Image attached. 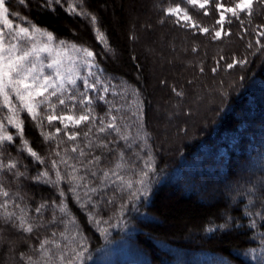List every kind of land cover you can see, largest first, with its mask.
<instances>
[{
    "label": "trees",
    "instance_id": "1",
    "mask_svg": "<svg viewBox=\"0 0 264 264\" xmlns=\"http://www.w3.org/2000/svg\"><path fill=\"white\" fill-rule=\"evenodd\" d=\"M70 2L75 0L49 8L46 0L25 5L6 0L10 14L18 13L57 40L94 51L99 74L111 87L108 93L88 92L95 119L79 126L65 129L59 119L51 124L43 119L41 129L21 112L24 139L43 164L21 151L17 130L3 121L14 139L0 148V160L18 161V170L25 173L18 179L3 173L4 186L10 194L18 192L16 201L27 206L29 219L44 226L27 234L0 219V264H23L21 253L34 255L32 249L53 231L67 258L72 248H86L83 264H264V4L254 0L251 17L224 13L218 24L223 9L216 5L233 7L237 0H209L203 9L186 0H84L85 10L97 17L105 34L106 51L89 20L66 10ZM177 6L190 19L167 14ZM10 19L21 23L17 16ZM82 110L77 100L71 112L57 104L55 115L78 116ZM44 111L42 107L38 119ZM5 114L7 109L0 119ZM112 116L128 134L131 148L111 130L98 131L100 118L107 123ZM73 132L77 138L69 140ZM90 141L92 146L86 147ZM101 142L108 149L98 147ZM73 146H78L75 153ZM79 149L101 157L94 168L97 176L84 168L77 173L87 176L90 187L100 186V169L114 166L120 151L131 165L121 172L133 182L131 190L109 181L102 191L89 194L95 207L88 209L99 225L88 221L64 182L59 187L76 224L61 223L59 190L35 179L45 170L54 179L51 161L68 157L75 164L81 159ZM82 159L86 164L91 156ZM59 169L62 174L71 171L62 164ZM141 171L148 172L143 194L135 183ZM133 190L136 196L130 195ZM77 191L87 199L83 187ZM41 203L48 207L38 216L35 209ZM61 232L70 239L62 240Z\"/></svg>",
    "mask_w": 264,
    "mask_h": 264
},
{
    "label": "snow or ice",
    "instance_id": "2",
    "mask_svg": "<svg viewBox=\"0 0 264 264\" xmlns=\"http://www.w3.org/2000/svg\"><path fill=\"white\" fill-rule=\"evenodd\" d=\"M28 0H19L20 5H25ZM187 4L199 5L201 9L205 8L209 0H186ZM255 2L264 4V0H255ZM60 4L63 7L62 0H46V6L51 8L53 4ZM254 0H237L233 7H224L222 4H217V10L223 9L220 14V19L217 23H221L224 19V13H231L232 16L239 18V13H246L251 17L253 12ZM84 0H75V3L70 2L67 7V11L71 15H80L89 20V23L93 26L97 40L105 45V50H110L107 45V40L103 31L98 27V20L95 15L88 13L84 8ZM181 9L177 7H169L167 14L176 15ZM208 13L205 12V15ZM10 15L17 16L21 20V23L14 24L10 19ZM185 18L188 17L187 12L184 13ZM203 32H207L208 29H202ZM216 36H220V32H216ZM259 43V41H257ZM229 68L233 67L232 64L228 65ZM96 69V71H93ZM83 70V72H82ZM102 69L96 63V53L90 48L83 45H77L75 43L69 44L64 40H57L54 34L46 29L38 27L31 21H26L23 16H19L18 13H11L9 6H6V0H0V112L7 109V114L3 115L0 119V148H3L5 142L12 143L13 135L9 134L4 120L8 125H11L17 130V134L22 141L21 151H26L36 161L43 164L44 159L38 155L36 151L29 146V142L24 139L23 119H21V112H27L28 116L33 121L37 122V127H43V119H47L51 124L54 120L59 119L67 129L70 125L79 126L81 123L88 122L90 119L94 120L95 117L91 116L93 109L91 107L93 100L88 95V92L108 93L111 87V82L102 80L100 72ZM86 73V74H84ZM82 82V83H78ZM81 87L83 90L81 91ZM113 94H116L113 92ZM138 95V94H137ZM180 95V93H177ZM55 98V101L54 99ZM100 100H104V96L97 97ZM83 107L81 113L76 116L74 114H63V112L57 116L55 110L57 104L64 105L65 108L72 109L76 107V101ZM66 101H72L69 106ZM44 108V114L42 119H38L41 116L40 109ZM111 111V108L109 109ZM119 111V109H117ZM133 115H136L133 112ZM117 117L112 116L111 119L105 123L104 118H100V127L98 131L104 133L106 130H111L120 139L126 142L128 148L132 147V143H129V136L126 132H122L120 126L116 123ZM60 128L56 129V132H60ZM91 132V128H89ZM41 135L45 136V139H50L51 135L41 131ZM77 133L68 134L69 140H75ZM88 136V133H85ZM91 141L86 147H91ZM98 147L108 149V144L101 142ZM72 152L78 151V146H73ZM56 155L59 157L60 153ZM86 155L91 156V159L87 160L85 164L84 158ZM79 157L75 164H69L68 157H61L59 162L57 160L51 161V169L54 170L55 178L50 176L48 170L39 172L35 179L38 182L50 184L56 187L62 199L58 204V211L65 219H61V223L76 224V219L71 209L66 203V194L59 186L62 182L70 185L69 191L73 194V198L80 207L87 212L88 221L99 225L100 221L95 218L93 213L89 211L88 205L95 207V204L91 200L89 194H96L98 191H102V186L109 181L112 184L125 185L128 189H132L133 182L126 181L121 172L126 167L131 165L125 159L124 151L118 153L114 166L107 169H100L102 175L99 177L100 186L90 187L87 182L86 175H78L81 168L86 169L91 176H97V172L94 168H98L100 165V156H93L91 153H86L84 149H79ZM66 165L71 171H66V174H62L59 165ZM18 161L8 160L4 162L0 160V219L4 223H11L12 227L17 228L27 234H32L34 229L43 227L42 223L34 224L28 217L27 206L22 207L20 203L16 201V194H10L5 188L3 180V173L8 172L10 175L16 177L23 176L25 173L18 170ZM92 165L93 167H88ZM146 167H150L146 165ZM140 179L135 183L141 186L140 194L147 191L145 187V181L148 178L147 171H141L139 173ZM83 182V183H82ZM85 189L84 196L87 199L82 200L80 193L77 191L79 188ZM130 195L136 196L137 191L133 190ZM55 206V202H54ZM48 205L41 203L35 212L38 216H42L45 208ZM14 209H19V212ZM57 217L53 215L51 222L55 223ZM252 226H255L253 221ZM57 233L53 231L51 237H45L40 240L39 244L32 249V254L21 253L20 259L23 264H83L85 259L86 248L81 244L79 250L72 248L73 255L71 258H67V253L64 246L55 237ZM62 240H69L70 237L64 232L60 233ZM72 240L75 237H71Z\"/></svg>",
    "mask_w": 264,
    "mask_h": 264
},
{
    "label": "rangeland",
    "instance_id": "3",
    "mask_svg": "<svg viewBox=\"0 0 264 264\" xmlns=\"http://www.w3.org/2000/svg\"><path fill=\"white\" fill-rule=\"evenodd\" d=\"M196 6L199 7L198 4H197ZM199 8H200V7H199ZM176 16H177L180 20H186V19H185V16L182 17V15H181L180 13H177ZM137 18H138V17H137ZM132 19H133V20H136V16H133ZM138 20H141V19H138ZM155 111H157V112H156L157 117H158L159 119H161V116H160V109H159V107H158L157 105L155 106ZM209 201H210V200H209Z\"/></svg>",
    "mask_w": 264,
    "mask_h": 264
}]
</instances>
